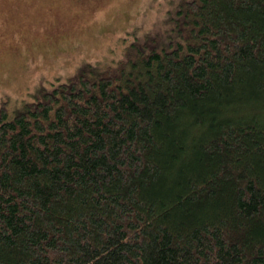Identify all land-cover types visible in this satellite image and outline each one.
Returning a JSON list of instances; mask_svg holds the SVG:
<instances>
[{
	"label": "trees",
	"instance_id": "trees-1",
	"mask_svg": "<svg viewBox=\"0 0 264 264\" xmlns=\"http://www.w3.org/2000/svg\"><path fill=\"white\" fill-rule=\"evenodd\" d=\"M168 4L0 110V264H264V0Z\"/></svg>",
	"mask_w": 264,
	"mask_h": 264
},
{
	"label": "rangeland",
	"instance_id": "rangeland-1",
	"mask_svg": "<svg viewBox=\"0 0 264 264\" xmlns=\"http://www.w3.org/2000/svg\"><path fill=\"white\" fill-rule=\"evenodd\" d=\"M168 0H0V110L9 114L43 81L84 62L118 60L136 27L147 30Z\"/></svg>",
	"mask_w": 264,
	"mask_h": 264
}]
</instances>
